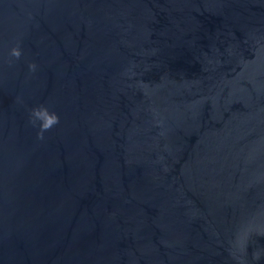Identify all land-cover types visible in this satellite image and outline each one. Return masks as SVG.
<instances>
[{
    "label": "water",
    "instance_id": "obj_1",
    "mask_svg": "<svg viewBox=\"0 0 264 264\" xmlns=\"http://www.w3.org/2000/svg\"><path fill=\"white\" fill-rule=\"evenodd\" d=\"M0 264H264V0H0Z\"/></svg>",
    "mask_w": 264,
    "mask_h": 264
},
{
    "label": "clouds",
    "instance_id": "obj_2",
    "mask_svg": "<svg viewBox=\"0 0 264 264\" xmlns=\"http://www.w3.org/2000/svg\"><path fill=\"white\" fill-rule=\"evenodd\" d=\"M12 55L16 56L17 58L21 55L20 51L17 49H13ZM34 70L35 65L31 66ZM33 117L35 118L33 120V123H35V120H41L42 123L40 125L41 131L38 134L40 138H43V132L51 129L55 124L59 122V117L56 114H49L47 109H37L34 110L32 113Z\"/></svg>",
    "mask_w": 264,
    "mask_h": 264
}]
</instances>
